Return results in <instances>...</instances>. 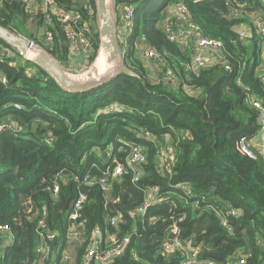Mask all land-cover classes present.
I'll use <instances>...</instances> for the list:
<instances>
[{
  "label": "trees",
  "instance_id": "obj_1",
  "mask_svg": "<svg viewBox=\"0 0 264 264\" xmlns=\"http://www.w3.org/2000/svg\"><path fill=\"white\" fill-rule=\"evenodd\" d=\"M121 1L136 6L123 51L133 74L122 73L96 89L64 91L0 39V48L7 51L0 56V124L14 123L0 131V224H6L13 236V243L0 252V264H33L40 257L39 219L55 236L47 241L51 250L43 264H65L70 200L79 192L88 199L79 217L84 231L72 246L74 264H80L95 229L101 232L102 248L111 245L109 235L117 240L130 237L122 254L109 264H180L178 254L163 256L160 245L169 236L172 219L181 215V235L194 238L201 259L236 264L245 255V264H264V158L252 148L254 156L248 155L240 142L260 132L258 111L247 97L264 106V36L253 27L256 13L264 14L263 2L117 3ZM56 2L65 9L94 6L93 0ZM172 2L186 5L201 32L221 41L230 70L219 64L187 69L190 53L170 41L161 24L164 9ZM43 23L42 12H27L22 0H0V25L10 32L43 44ZM241 25L250 29L243 38L237 33ZM44 27L53 34L45 47L66 63L68 42L60 22L53 19ZM140 36L162 54L164 70L172 69L178 87L146 67L135 47ZM29 68L34 70L31 76L26 73ZM185 85L193 92H187ZM115 102L125 110H106ZM133 145L141 146L145 157L138 181H133L131 169L113 174L117 161L126 163ZM169 148L175 153L170 168L160 160V151ZM105 173L107 192L98 182L86 183L87 178L99 179ZM151 187L158 188L159 202L138 215L135 210ZM29 206L32 210L27 213ZM230 208L237 215L229 217L228 231L216 210L225 213ZM114 216L119 220L111 225Z\"/></svg>",
  "mask_w": 264,
  "mask_h": 264
},
{
  "label": "built area",
  "instance_id": "obj_2",
  "mask_svg": "<svg viewBox=\"0 0 264 264\" xmlns=\"http://www.w3.org/2000/svg\"><path fill=\"white\" fill-rule=\"evenodd\" d=\"M24 2V8L27 12L40 10L44 17V26L52 25L53 19L60 22L62 30L65 34V38L68 42V53L77 58H82L81 62L77 67L79 69H85L93 57L95 56L97 49V30L95 25V10L91 4H85L80 9H65L64 7L57 4L56 0H22ZM263 2L264 7V0ZM118 4V3H117ZM136 6L132 1H121L117 5L118 11V24L117 32L121 48H125L127 45V37L131 32V28L134 23ZM163 29L165 30L167 37L170 41L176 43L181 51L189 52L191 57L190 65L187 69L193 71L200 70L210 66L211 64H219L226 70L231 69V65L228 62V58L224 52L221 41L209 38L205 36L201 30L192 21L186 5L183 3H171L167 5L165 11V17L161 21ZM43 26L42 30L45 35V42L48 44L53 39V34L50 30H45ZM253 27L257 33L264 36V14L256 13L253 21ZM250 29L247 26L241 25L237 28V33L240 38L248 36ZM35 43L30 41V46ZM141 58L150 64L155 72L156 77H159L163 73L164 78L169 81L173 86H179V81L176 74L170 68L164 70V61L162 54L152 48L146 41L144 36H140L135 45ZM6 50L0 48V56L5 55ZM12 65V63H9ZM65 64L68 68L67 62ZM264 68V64H263ZM28 76L34 74V70L29 68L26 70ZM2 82H6L5 78H2ZM184 89L187 92H193V90L185 85ZM247 101L258 111V124L260 126V143L264 147V106L262 103L249 95ZM17 108H20L19 104H15ZM112 110L117 113H121L125 108L117 102L112 103L106 110ZM4 122L0 124V131L4 130L5 127L14 125L7 124ZM13 127V126H12ZM146 136L150 137L149 133L146 132ZM241 148L248 155L254 156L251 147L246 137H242ZM174 150L169 148L167 150L160 151V160L163 164L170 168L171 162L174 160ZM143 148L138 145H133L131 152L126 159V163L117 161L113 174L119 175L127 172L128 169L134 171L133 181H138L140 176L139 166L144 162ZM108 173H105V177L97 178L92 176L86 179L87 184L99 183L100 188L103 191H108L109 184L107 183ZM182 189L189 191L186 185H181ZM53 191H58V186L53 187ZM158 192L157 187L148 188L145 194L144 202L139 206L135 213L143 214L147 208L155 203L159 202V198H156ZM87 194L79 192L75 197L70 200V210L68 218L70 224L68 226L67 240L68 243L73 244L78 241L84 231L83 221L79 219L80 211L83 208L84 203L87 201ZM29 203V202H28ZM32 207L29 206L26 210L30 213ZM216 213L221 217V224L228 230L231 231L232 227L228 221L229 217H235L237 211L235 209H228L225 213L216 210ZM119 220V216L110 218V224L116 225ZM184 220V215L177 218H173L169 226V236L164 239L160 245V251L163 256H171L178 254L180 264H217L212 259H201L200 247L195 243L193 237H182L180 223ZM38 227L41 228L42 233L40 234L41 242L38 245L37 253L40 255L33 264H43L48 258L50 248L47 245L48 240L54 239V233L46 230V225L43 219L38 220ZM9 227L6 224H0V247L4 241L3 235L9 232ZM6 235V234H5ZM101 236V237H100ZM3 239V240H2ZM102 235L99 229H95L93 236L89 242V246L82 256L80 264H109L116 257L120 256L129 243L130 237L126 235L121 240H117L115 235H109L108 241L111 242L106 248L101 247ZM246 256L242 255L237 258L236 264H245Z\"/></svg>",
  "mask_w": 264,
  "mask_h": 264
},
{
  "label": "water",
  "instance_id": "obj_3",
  "mask_svg": "<svg viewBox=\"0 0 264 264\" xmlns=\"http://www.w3.org/2000/svg\"><path fill=\"white\" fill-rule=\"evenodd\" d=\"M97 49L89 65L78 72L71 71L43 44L30 46V41L0 25V39L14 48L27 61L43 70L64 91L72 93L96 89L114 77L133 74L124 63V52L118 38L117 0H93ZM102 157L105 153H101ZM26 166L21 165L19 167ZM18 177H22L17 172ZM67 197V203L69 201Z\"/></svg>",
  "mask_w": 264,
  "mask_h": 264
},
{
  "label": "crops",
  "instance_id": "obj_4",
  "mask_svg": "<svg viewBox=\"0 0 264 264\" xmlns=\"http://www.w3.org/2000/svg\"><path fill=\"white\" fill-rule=\"evenodd\" d=\"M174 3V2H172ZM171 3H169L170 5ZM82 58H77V57H74L72 55L69 56V58L67 59V65H68V68L69 70L71 71H74V72H78V71H81L82 69H79V67H77L79 65V63L81 62ZM145 65L148 69L151 70V72L153 73V68L150 67V64L146 63L145 61ZM248 142H249V145L252 149H255L259 154H261L264 158V147H262L261 143H260V133L258 132L257 135H255L254 137L252 138H249L248 139ZM6 234V235H5ZM3 235V243L0 247V252H3L4 250V247L6 245H9V244H12L13 243V236L10 232L8 233H5ZM101 237V236H100ZM2 239V240H3ZM74 244H70L69 245V248L68 250L70 251L69 253L71 254V256H68V255H65V250L63 251V261L65 264H74L75 263V260H74V252L72 250V246Z\"/></svg>",
  "mask_w": 264,
  "mask_h": 264
},
{
  "label": "rangeland",
  "instance_id": "obj_5",
  "mask_svg": "<svg viewBox=\"0 0 264 264\" xmlns=\"http://www.w3.org/2000/svg\"><path fill=\"white\" fill-rule=\"evenodd\" d=\"M150 2H153V0H150ZM169 5V4H168ZM167 7L164 9V11H166ZM32 26V25H31ZM125 50V48L123 47V51ZM141 57V56H140ZM65 255L71 256V254L69 253V250H65Z\"/></svg>",
  "mask_w": 264,
  "mask_h": 264
}]
</instances>
